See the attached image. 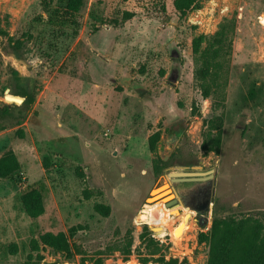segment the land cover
<instances>
[{
	"label": "rangeland",
	"instance_id": "374dc122",
	"mask_svg": "<svg viewBox=\"0 0 264 264\" xmlns=\"http://www.w3.org/2000/svg\"><path fill=\"white\" fill-rule=\"evenodd\" d=\"M172 1L85 0L71 16L66 0H0L7 35L23 42L17 57L0 38V89L14 85L13 69L17 85L35 93L18 125L23 98L8 89L0 93V108H10L0 154L11 150L19 164L17 174L0 179V264H22L30 239L43 232L67 235L71 227L69 242L86 258L129 231V259L111 252L103 264H139L135 249L143 226L167 246L166 258L205 264L208 247L196 238L208 231L213 206L221 216L264 212V0H199V9L182 17ZM221 25L229 50L218 89L204 98L191 41ZM250 82L260 90L255 103L246 99ZM133 85L146 92L138 96ZM217 135V151L208 150ZM157 157L168 163L159 174L152 167ZM174 167L211 170L213 203L202 226L180 205L165 208L173 223L157 225L152 208L174 198L163 179ZM30 189L40 192L44 206L36 219L20 205ZM98 204L108 208L107 217L94 211ZM39 255V264H80L81 257L66 260L48 248Z\"/></svg>",
	"mask_w": 264,
	"mask_h": 264
},
{
	"label": "trees",
	"instance_id": "16d2710c",
	"mask_svg": "<svg viewBox=\"0 0 264 264\" xmlns=\"http://www.w3.org/2000/svg\"><path fill=\"white\" fill-rule=\"evenodd\" d=\"M44 5H47L51 0H42ZM85 0H66V12L73 16L77 14L84 5ZM172 7L179 17L184 16L188 11L197 10L200 7L199 0H173ZM7 22L0 19V38H6V41L11 51L19 57V51L22 49L23 42L21 40H12L7 35L5 30ZM224 25L219 26L218 30L210 37L198 35L191 41V51L196 56L199 63L194 72V79L198 82V88L202 97H209L210 94L218 89L216 80L219 71L225 61L224 54L229 50L228 40L226 39ZM205 43L204 48L201 44ZM226 49V50H225ZM11 77L14 85L11 87L9 83L5 84L0 89V93L8 89L9 94L20 96L23 101L18 110L19 117L15 119V125H18L26 119V116L31 111L34 103V91H29L28 86L21 87L17 85L18 73L10 69ZM259 88L254 84H248L246 99L255 103L259 94ZM10 108L3 105L0 108V130L5 128L2 122L5 117L9 115ZM35 110L32 111V115ZM18 135L22 136L19 132ZM218 135L212 139L208 150L217 151ZM158 140L156 133L148 138V149L151 152L155 151V143ZM46 166V162H44ZM168 166L167 162H163L161 158L157 157L153 162V171L159 174L160 171ZM19 171V164L11 150H4L0 154V179H7ZM20 205L22 212L30 219H36L44 212V206L41 194L36 189H30L20 196ZM94 211L103 217H107L108 208L103 205H95ZM219 210L216 206L212 207L210 227L206 233L197 235V242H204L207 247V258L205 264H264V212H257L256 214H247L236 216L229 213L226 216L219 215ZM75 228L71 227L67 231V235L63 232L51 233L43 232L29 240V253L22 264H31L42 260L39 255V250L48 248L54 253L62 255L66 260H70L74 255H80L82 252L74 249L69 242V237L75 233ZM139 245L135 251L137 262L139 264H186L185 259L178 260L175 257H167V246L159 244L158 241L150 237L145 226L142 227L138 235ZM132 240L130 232H126L125 236L117 242H114L108 250L97 251L94 257L81 256L79 263L84 264H103L107 255L111 252H117L123 262L127 261L132 254ZM17 248L14 244L9 245L8 253L14 255ZM34 254V255H33ZM49 264H56L55 262Z\"/></svg>",
	"mask_w": 264,
	"mask_h": 264
},
{
	"label": "water",
	"instance_id": "95a60500",
	"mask_svg": "<svg viewBox=\"0 0 264 264\" xmlns=\"http://www.w3.org/2000/svg\"><path fill=\"white\" fill-rule=\"evenodd\" d=\"M132 90L138 95L141 96L146 92L144 88L139 85H133ZM8 91L6 90L5 93ZM22 102V101H21ZM180 130L176 131L175 137L177 138L180 134ZM169 136L172 137V131L169 132ZM167 159V156L163 158V161ZM200 167H191L190 169H199ZM163 179L166 181L171 194L174 198L163 203L164 208H171L176 205L187 207L190 210H193L198 216V225L202 226L207 222V218L210 215V205L213 203L214 188L211 189L209 193V198L202 204L201 207H198L193 202H182V196L191 190L192 186L196 182H211L212 183V174L211 170L206 172H197V171H188V167H174L169 168ZM158 182V181H157ZM156 182V184H157ZM154 185V187L156 186ZM153 187V188H154ZM152 188V189H153ZM152 189H150L148 196L150 195ZM155 196H150L149 199H152ZM163 198L157 199L155 202L162 200ZM153 202V203H155ZM148 231H153V228L148 227Z\"/></svg>",
	"mask_w": 264,
	"mask_h": 264
},
{
	"label": "flooded vegetation",
	"instance_id": "af4514ba",
	"mask_svg": "<svg viewBox=\"0 0 264 264\" xmlns=\"http://www.w3.org/2000/svg\"><path fill=\"white\" fill-rule=\"evenodd\" d=\"M171 75V74H170ZM212 183L211 182H196L193 184L190 191L185 193L182 196V202H193L198 207H201L202 204L209 198V193L212 189ZM153 211L158 215L159 217V223L157 225L166 226L167 223H173L174 218L171 217V215L168 214L167 210L163 207H153ZM195 218L198 222V216L195 214Z\"/></svg>",
	"mask_w": 264,
	"mask_h": 264
},
{
	"label": "bare ground",
	"instance_id": "6f19581e",
	"mask_svg": "<svg viewBox=\"0 0 264 264\" xmlns=\"http://www.w3.org/2000/svg\"><path fill=\"white\" fill-rule=\"evenodd\" d=\"M157 185H158V182H157V184H156V186L152 189V191H154L155 190V188L157 187ZM158 188V187H157ZM151 191V192H152ZM151 196V193H150V195H149V197ZM149 199V198H148ZM148 199L146 200V201H148ZM144 206V205H143ZM154 223H158V222H154ZM159 223H163L162 221L161 222H159ZM184 228V227H183ZM183 228H182V230H183ZM153 231H154V229H153ZM155 232V231H154ZM185 232V231H184Z\"/></svg>",
	"mask_w": 264,
	"mask_h": 264
}]
</instances>
